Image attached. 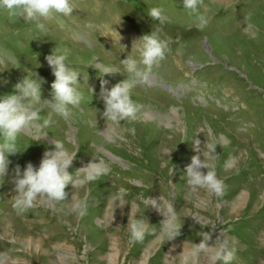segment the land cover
<instances>
[{"label": "rangeland", "instance_id": "374dc122", "mask_svg": "<svg viewBox=\"0 0 264 264\" xmlns=\"http://www.w3.org/2000/svg\"><path fill=\"white\" fill-rule=\"evenodd\" d=\"M73 5L64 27L52 17L44 33L32 21H12L0 12V96L13 92L15 83L33 71L42 80V100L50 104L55 76L46 57L57 48L70 50L68 62L80 71L84 90V100L68 117L53 115L46 137L33 141L21 135L20 150L8 156L0 183V264H185L203 232H209L210 245L219 237L235 250L228 264H264V0H201L199 11L207 17L203 26L182 0H73ZM157 5L165 10L160 27L161 35L171 38L169 48L134 89V99L143 104L141 119L121 121L120 134L108 139L100 132L106 128L101 82L107 80L104 87L110 88L128 76L124 71L100 75L92 64H84L96 58L93 63L100 59L121 68L133 43L159 24L147 15ZM5 53L14 54L17 63L9 64ZM94 117L97 130L88 123ZM132 126L134 136L126 131ZM195 135L200 147L213 138L218 142L222 196L187 184L184 173L195 154ZM65 137L72 142L69 147H78L69 172L99 154L109 162L110 175L83 188L69 184L68 196L55 209L40 203L17 215L11 201L16 166H38L53 140ZM231 156L238 163L226 168ZM121 186L130 189L129 202L140 204L135 218L150 224L144 239L131 246V205L113 209L111 203ZM85 192L89 210L80 218L69 211L68 202ZM139 194L160 197L165 212L167 201L174 203L179 235L170 239L162 231L163 210L144 209L148 205L137 199ZM208 255L187 264H209Z\"/></svg>", "mask_w": 264, "mask_h": 264}, {"label": "clouds", "instance_id": "9594fccd", "mask_svg": "<svg viewBox=\"0 0 264 264\" xmlns=\"http://www.w3.org/2000/svg\"><path fill=\"white\" fill-rule=\"evenodd\" d=\"M182 5L184 9L190 11V14H195V20L199 26L207 23L206 15L199 11L201 0H182ZM73 9V0H0V12L6 14L8 19L15 21L18 17H22L25 21H32L35 29L40 33L49 30L45 21L52 17H55L60 22V26L64 27L63 18L71 16ZM147 15L158 20L159 24L150 33L143 34L133 43L131 53L119 62L122 65L121 68H117L115 64H105L100 59L93 63L96 58L84 64H92L100 75L124 71L128 76L127 79L110 88L104 87L107 80L101 82L100 96L104 103L102 116L106 128L100 132L106 133L108 139H115L120 134L118 130L125 121L134 122L141 119L143 104L134 99V89L138 83L147 79L153 67L165 57L169 48L171 38L161 35L163 30L160 25L166 19L164 8L159 5L152 6ZM117 18L120 20V16ZM69 51L67 48H57L46 57L55 76L51 84L53 100L50 104L49 101L42 100V80L33 71L31 75L27 73L15 83L13 92L0 96V183L3 182L10 163L9 154L20 150L18 138L21 135L31 137L33 141H39L47 136L46 129L54 123V114L66 118L84 100V90L78 82L80 71L77 66H71L75 64L68 62ZM5 55L9 64L17 63L14 54L5 53ZM88 92L92 97L94 89L89 88ZM46 107L51 111L42 115ZM88 123L97 130L95 117ZM205 127L206 125H202L200 131H205ZM126 131L133 136L136 134L134 126L127 128ZM191 140L195 154L191 156V161L185 168L187 184L193 190L204 188L210 194L222 196L225 184L217 174L218 155L215 148L218 142L213 138L212 142L200 147L201 140L196 138V135ZM71 143L66 137L54 139V147L44 152L38 166L31 162H28L22 170L19 165L16 166L15 195L12 196L11 201L17 215H24L40 203H46L55 209L57 204L63 203L68 196L65 189L69 184L75 189L83 188L92 181L99 180L100 177L110 175L112 169L109 162L99 154L93 155V160L77 168L74 173L69 172L68 169L78 149L75 146L69 147ZM169 152L170 150L166 151V154ZM237 163V157L231 156L225 160L224 166L233 168ZM205 168L207 171H202ZM129 195L130 189L121 186L112 193L111 203L114 205L113 209L118 205H131L128 222V243L131 246L144 239L150 224L143 218H135L136 213L141 211L140 204L134 201L129 202L127 199ZM137 199L148 205L144 209L157 207L163 210L167 218L161 222L162 231L168 234L170 239L179 235L180 224L175 223L176 211L172 201H167L168 211L165 212L160 206V197L157 200V198L139 194ZM68 203L69 211L83 218L89 210V192L73 195ZM210 239L209 232H203L202 239L198 243H193L191 252L185 255V264L190 258H198L202 253L209 254V264H217L218 261L228 264L233 259L235 250L229 249L223 239L218 237L216 245H210L208 243Z\"/></svg>", "mask_w": 264, "mask_h": 264}, {"label": "bare ground", "instance_id": "6f19581e", "mask_svg": "<svg viewBox=\"0 0 264 264\" xmlns=\"http://www.w3.org/2000/svg\"><path fill=\"white\" fill-rule=\"evenodd\" d=\"M147 122H149V121H147Z\"/></svg>", "mask_w": 264, "mask_h": 264}]
</instances>
